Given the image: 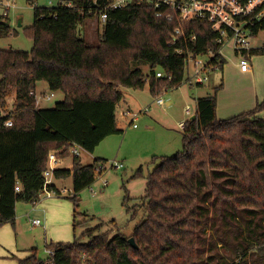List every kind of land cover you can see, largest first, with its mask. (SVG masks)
I'll use <instances>...</instances> for the list:
<instances>
[{"label": "trees", "instance_id": "trees-1", "mask_svg": "<svg viewBox=\"0 0 264 264\" xmlns=\"http://www.w3.org/2000/svg\"><path fill=\"white\" fill-rule=\"evenodd\" d=\"M64 1L70 5L33 6L26 32L30 50L0 49V106L14 92L13 124L0 121V227L14 225L18 201L37 203L47 155L54 151L71 158V167L55 168L53 179H71L72 193L62 197L72 202L73 227L82 231L72 242L46 245L53 251L47 258L35 247L25 250L16 264H264V116L258 115L264 98L247 112L218 119L216 91L222 84L195 99V118L181 131V151L161 156L145 175L141 166L132 174L145 179L141 196L131 197L122 181V206L127 220H136L131 237L137 248L114 219L91 226L85 219L94 217L77 211L78 193L96 180L94 167L107 161L82 163L70 147L92 153L106 136L123 132L115 113L122 87L147 85L156 97L186 78L185 53L217 44L197 22L181 24L182 34L171 44L179 22L156 17L145 4L106 8L108 0ZM103 13L100 37L87 42L80 28ZM6 23L1 14L0 38L10 32ZM251 54H264V48ZM158 69L166 76L155 77ZM38 82L63 99L41 108L29 95ZM52 181L47 186L57 188Z\"/></svg>", "mask_w": 264, "mask_h": 264}, {"label": "rangeland", "instance_id": "rangeland-1", "mask_svg": "<svg viewBox=\"0 0 264 264\" xmlns=\"http://www.w3.org/2000/svg\"><path fill=\"white\" fill-rule=\"evenodd\" d=\"M60 0H2L3 4H8L7 21L10 32L6 37L0 38V49H10L14 51H28L32 47V40L26 34L27 28L31 26L33 20V6H54ZM4 7L0 5V15ZM21 20V26L17 21ZM83 37L89 43H95L102 33V23L100 20L86 19L85 24L80 28ZM264 42V30L251 41V45L258 47ZM226 62L223 68L212 71L208 79L201 85H189L184 82L174 88H169L162 95L166 104L158 106L154 102V96L149 92L146 85L143 89H133L122 87V100L116 105V122L123 128L122 133H114L106 136L94 149L93 153L82 151L80 159L82 163H91L95 157L106 159V170L96 176V180L89 187L78 193L80 199L77 211L94 217L88 220L91 226L98 221L107 222L114 219L122 226L121 231L126 237H131V229L136 220L128 221L122 206L123 190L122 181L131 197H139L143 194L145 179L141 176L131 178L132 174L141 166L142 174L159 163L161 156H173L182 149L181 131L178 122L187 121L194 113L195 99L205 94H211L215 87L222 84L216 91L215 115L218 119H224L247 112L253 109L256 102L264 98V54L250 55L249 76L239 73V67L235 56L230 51H225ZM200 58L204 59L203 56ZM236 63V65H235ZM135 66L141 68L146 73L148 65L138 63ZM192 61H188V72L191 74ZM247 71V72H248ZM241 72V71H240ZM46 92L49 94L45 82H38L36 93ZM14 92H9V97H13ZM51 100H40L41 108H52L56 102L63 99L60 91L53 92ZM189 105L190 115L184 113V107ZM147 108V111L140 112ZM130 109V110H129ZM120 111L138 112L134 121L136 129L129 124L131 116L122 117ZM264 116V111L258 113ZM121 163V168L110 167L111 163ZM106 181L104 185L103 182ZM58 187L71 188V180L56 182ZM92 189V192L90 191ZM65 196V195H64ZM29 202L18 201V214L14 228L9 223V237L14 239L16 231V247L30 249L35 247L37 255L44 259L49 256L47 246L50 242H72L75 235H79L81 228L74 229L72 210L73 205L70 199L53 195L46 197L42 194L37 201L36 208L31 210ZM56 205V206H54ZM48 222L45 221L47 213ZM46 213V214H45ZM39 218L42 222L40 226H32L31 220ZM83 215H77L76 220L81 221ZM60 219V220H59ZM16 223H18L16 225ZM44 226V228L42 227ZM110 226L106 225L103 230ZM14 229V230H13ZM114 230L112 233H115ZM12 253L15 250H11ZM12 258L2 261L0 264L12 262Z\"/></svg>", "mask_w": 264, "mask_h": 264}, {"label": "built area", "instance_id": "built-area-1", "mask_svg": "<svg viewBox=\"0 0 264 264\" xmlns=\"http://www.w3.org/2000/svg\"><path fill=\"white\" fill-rule=\"evenodd\" d=\"M58 4L69 6L70 3L60 0ZM133 4H145L151 6L156 17H164L170 20L174 17L180 25L176 26L172 33L171 44L175 43L177 38L182 34L181 24H189L197 22L207 26L213 34V40L216 47H207L203 52L195 54L192 52L186 54V78L184 82L189 85L203 84L210 72L223 68L226 62L225 51H230L236 58L239 70L247 72L250 69V55L251 50L255 48H264V42L260 46L255 47L251 45V41L264 30V0H108L106 8H124ZM0 5L4 7L2 17L8 15V4H3L0 0ZM105 13L100 15V21H104ZM255 30H257L254 35ZM195 34L191 33L190 39H195ZM178 52H182L177 50ZM203 56L204 59L200 58ZM192 61V73L188 72V61ZM162 70L158 69L155 77H165ZM168 80L169 76L166 77ZM163 89L162 95L165 93ZM29 95H33L36 99V104L40 105V100H51L54 97L53 92L49 94L41 92L37 94L30 91ZM162 95L154 97V102L158 106L166 104V100ZM10 102H7L5 97V104L0 106V121L5 126L13 124L12 114L14 112V94L9 97ZM184 113L190 115V107H184ZM147 111V108L140 110V112ZM122 117L131 116L130 123L132 127L136 128L137 124L134 122L137 118L138 112L120 111ZM186 121L178 122V127L183 129ZM82 152L80 146H71V156H79ZM57 167H66L64 159L55 155L54 151H50L47 155V167L43 171V187L39 197L44 194L46 197L70 195L72 190L66 187L49 188L47 185L53 179V170ZM110 167L121 168V163H111ZM106 170L105 165H96L94 172L101 175ZM96 175V176H97ZM106 184V181L103 182ZM15 190H19V185H15ZM92 192V189L90 188ZM32 225H40L41 220L34 218L31 220ZM48 254L52 255V250L47 249Z\"/></svg>", "mask_w": 264, "mask_h": 264}, {"label": "crops", "instance_id": "crops-1", "mask_svg": "<svg viewBox=\"0 0 264 264\" xmlns=\"http://www.w3.org/2000/svg\"><path fill=\"white\" fill-rule=\"evenodd\" d=\"M235 65H236V63H235ZM239 73H242V72H240V70L238 71ZM243 75H245V76H249L250 74H249V71L248 72H244V73H242ZM145 88V87H144ZM143 88V89H144ZM149 89V88H148ZM130 110V109H129ZM116 124H117V127L118 128H121L119 125H118V123L116 122ZM129 124H130V121H129ZM136 128H138V127H136ZM136 128H134V129H136ZM121 129H123V128H121ZM93 153V152H92ZM64 164L66 165V167L67 168H70L71 167V158H66V159H64ZM70 179V178H69ZM71 180V179H70ZM58 181H61V179H53V184L56 186V187H58L57 186V184H56V182H58ZM62 181H65V179L64 180H62ZM36 205H37V203H35V204H31V210H34L35 208H36ZM54 206H56V205H54ZM18 202L15 204V219H14V224H15V221L17 220V214H18ZM47 213V212H46ZM45 213V214H46ZM47 216H49V214L47 213V215H45V221H46V223L48 222V219H47ZM71 216H73V210H72V215ZM34 219V218H33ZM60 220V219H59ZM18 223H16V225H17ZM42 224V222L40 223V225ZM40 225H37V226H40ZM13 226V228H14V225H12ZM32 226H34L35 227V225H32ZM42 227L44 228V226L42 225ZM10 226H9V223H6V224H4V225H2L1 227H0V259H2V261H5V260H8V259H10V258H12L11 260H12V262H9L8 264H16V259L15 258H19V257H23L25 254H26V252H25V250H27L26 248H24V246L25 245H21V248H17L16 247V243L18 244V242H17V238H16V235H17V233H16V231H14V239H15V241H12L11 239H10V237H9V233H10ZM12 229V228H11ZM14 230V229H13ZM32 247V246H31ZM30 247V248H31ZM11 250H15V252H13L12 253V251ZM14 256V257H13ZM1 261V260H0Z\"/></svg>", "mask_w": 264, "mask_h": 264}, {"label": "water", "instance_id": "water-1", "mask_svg": "<svg viewBox=\"0 0 264 264\" xmlns=\"http://www.w3.org/2000/svg\"><path fill=\"white\" fill-rule=\"evenodd\" d=\"M6 24H8V23H6ZM17 25H18V26H21V20H20V19L17 21ZM194 118H195V114H192V116H191L190 119L193 120ZM128 243H129L130 246H132L133 248H137V246H136V244H135V242H134V238H133V237L128 238Z\"/></svg>", "mask_w": 264, "mask_h": 264}]
</instances>
